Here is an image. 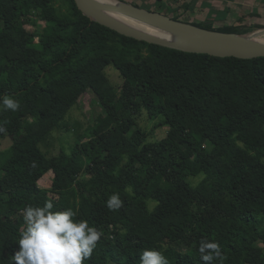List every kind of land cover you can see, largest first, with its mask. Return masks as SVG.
I'll use <instances>...</instances> for the list:
<instances>
[{"label": "trees", "instance_id": "trees-1", "mask_svg": "<svg viewBox=\"0 0 264 264\" xmlns=\"http://www.w3.org/2000/svg\"><path fill=\"white\" fill-rule=\"evenodd\" d=\"M192 24L236 34L264 28ZM87 94L101 113L70 152L54 155L55 134L71 131L67 116ZM5 96L20 108L0 111L4 264L20 250L24 207L45 201L103 233L84 264H140L145 249L161 251L169 264H206L202 240L219 244L223 264H264V57L138 41L93 22L75 0H0ZM144 113L156 122L151 131L139 125ZM160 129L166 135L153 140ZM113 194L123 205L109 211Z\"/></svg>", "mask_w": 264, "mask_h": 264}, {"label": "clouds", "instance_id": "clouds-1", "mask_svg": "<svg viewBox=\"0 0 264 264\" xmlns=\"http://www.w3.org/2000/svg\"><path fill=\"white\" fill-rule=\"evenodd\" d=\"M19 108V102L13 98H0V111L15 112ZM5 131L0 122V133ZM127 191L131 192L130 186ZM106 204L109 211H116L123 202L118 194H113ZM53 207L51 201H45L43 207H24L26 228L18 240L20 250L9 257L8 264H84L92 257L103 233L89 226L86 220H76L77 213L71 208L52 211ZM198 250L206 264L214 260L223 264L226 259L216 242L202 240ZM0 264L4 261L0 260ZM140 264H169V260L161 251L145 249L140 255Z\"/></svg>", "mask_w": 264, "mask_h": 264}, {"label": "water", "instance_id": "water-1", "mask_svg": "<svg viewBox=\"0 0 264 264\" xmlns=\"http://www.w3.org/2000/svg\"><path fill=\"white\" fill-rule=\"evenodd\" d=\"M93 22L126 37L169 49L219 58L250 60L264 57V28L247 34L209 30L192 23L115 0H75Z\"/></svg>", "mask_w": 264, "mask_h": 264}, {"label": "rangeland", "instance_id": "rangeland-1", "mask_svg": "<svg viewBox=\"0 0 264 264\" xmlns=\"http://www.w3.org/2000/svg\"><path fill=\"white\" fill-rule=\"evenodd\" d=\"M108 2H115V0H106ZM122 2H127L138 7L151 10L154 12H160L162 14L169 13L170 17L179 16L181 14V20H193L195 16L199 15V17H206L209 19L214 20L213 13L216 11H212L208 9V7L200 5L197 6V3H200V0H167L162 4H157L155 0H119ZM208 3L212 4L213 0H204ZM256 2L254 0H220L218 1V5L221 7V17H228L224 20L214 21V23H210V27L214 26L216 28H233L237 27L241 24H245L246 26L252 25H261L264 26V19H250L248 17V11L251 7L254 6ZM190 7V8H189ZM213 7V6H211ZM210 8V7H209ZM217 9V8H215ZM219 10V7H218ZM185 12V13H184ZM212 12V13H211ZM246 13V14H245ZM264 14V13H263ZM217 14H214V16ZM247 15V16H245ZM245 17V20H242ZM219 19V18H218ZM212 22V21H211ZM261 22V24H260ZM257 23V24H256ZM209 24V23H205ZM257 31V30H255ZM107 75L115 88H121L123 84V80L121 78L120 73L114 68L109 67L107 69ZM101 113V109L99 105L96 104L95 99L87 94L82 99L81 103L73 108L69 115L67 116L68 123L71 127V131L68 133H57L55 134L54 138V146L52 153L54 155H58L62 148L66 151L70 152L71 147L76 138L79 136L81 137L82 134L86 133L91 125L93 124L94 120L99 116ZM139 125L141 128L146 129L148 131L153 130L156 125V122H152L148 115L144 113L139 120ZM167 131L165 129L156 130L155 137L153 140L157 138H162L166 135ZM10 146V140H5L2 143V150H6ZM47 151V148L44 149ZM52 174H48L44 177V179L40 182V186L45 189H49L51 187L52 182Z\"/></svg>", "mask_w": 264, "mask_h": 264}, {"label": "crops", "instance_id": "crops-1", "mask_svg": "<svg viewBox=\"0 0 264 264\" xmlns=\"http://www.w3.org/2000/svg\"><path fill=\"white\" fill-rule=\"evenodd\" d=\"M218 1L220 2V0H213L212 1V4L211 3H208L207 1H204V0H200V3H197L196 2V4H197V6L198 5H200L201 7H203V6H206V7H208V9H210V10H214V11H216L215 13H213V18H214V20H212V19H210V21H208L209 19H207L206 17H199V15H197V16H195V19H193V20H190V22L191 23H196V24H201V25H204L205 23H214V21H218V20H224V19H226L227 17H228V15H226L225 17H221V15H223V13H221V7H220V5H218ZM251 1V0H250ZM254 2H256L255 4H254V6L253 7H251V9L248 11V17H250V19L252 18V19H257V18H259V19H264V0H254ZM211 6H213V7H211ZM218 7H219V10H218ZM215 8H217V9H215ZM185 13V12H184ZM212 13V12H211ZM214 14H217V15H215L214 16ZM246 14V13H245ZM170 15V14H169ZM181 15H183V14H181ZM181 15H179L178 17H180L181 18ZM245 16H247V15H245ZM175 17H177V16H175ZM219 18V19H218ZM221 18H224V19H221ZM242 20H245V17L242 19ZM186 21H189V20H186ZM212 21V22H211ZM257 24V23H256ZM260 24H261V22H260ZM245 25V24H244ZM243 24H241V25H239V26H244ZM258 25V24H257ZM263 24H261V26H262ZM214 27V26H213ZM238 27V26H237ZM216 28V27H215ZM222 28H226V27H222ZM222 28H220V29H222Z\"/></svg>", "mask_w": 264, "mask_h": 264}, {"label": "bare ground", "instance_id": "bare-ground-1", "mask_svg": "<svg viewBox=\"0 0 264 264\" xmlns=\"http://www.w3.org/2000/svg\"><path fill=\"white\" fill-rule=\"evenodd\" d=\"M101 1H103V2H107V3H111V2H108V1H106V0H101Z\"/></svg>", "mask_w": 264, "mask_h": 264}]
</instances>
